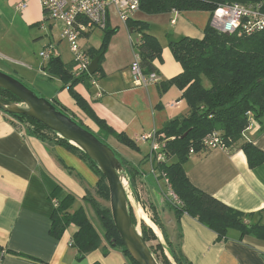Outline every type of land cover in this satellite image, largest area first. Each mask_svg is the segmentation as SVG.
<instances>
[{
  "label": "crops",
  "instance_id": "1",
  "mask_svg": "<svg viewBox=\"0 0 264 264\" xmlns=\"http://www.w3.org/2000/svg\"><path fill=\"white\" fill-rule=\"evenodd\" d=\"M20 3H24L25 8L20 9ZM184 13L147 15L139 10L131 18L148 23L147 33L160 41L161 61H153L156 81L140 86L134 83L129 67L137 55L135 44L138 40L131 36L134 31L114 16L118 22L113 24L114 21L110 20L109 26L118 28L120 24L122 29L110 40L101 64L102 73L89 75L74 87V91L86 101L96 117L138 146L136 152L112 136L105 139L117 155L138 169L139 174L131 185V192L137 195L138 200L127 189L130 195V198L127 195L128 205L136 215L143 219L144 214L150 220L148 214L151 209L149 211L147 207L152 204L168 238L180 244L182 253L191 264H264L263 239L252 236L240 239L238 232L229 230L226 239L218 240L215 233L189 216L182 215L176 220L162 200L160 184L164 180L155 176L148 158L145 161L149 145L140 137L160 131L172 119L188 115L189 109L180 90L171 86L160 92L161 83L181 73L180 65L170 54L168 43L181 37H203L205 24L198 23L200 18L195 17L194 12L188 13L193 16H184ZM167 18L169 24H166ZM172 19H175L173 24L170 22ZM43 20L40 0H0V64L29 65L28 70L49 75L45 69L48 62L41 66L38 53L55 42L52 31L56 29L59 32V28L47 23L42 28ZM153 20L157 24L166 22L161 36L153 32L156 27L150 23ZM53 45L59 47L60 43L57 41ZM35 46L37 54L34 53ZM58 54L59 60L71 69V60L63 61ZM50 78L57 80L60 90L48 100L58 99L59 107L75 115L71 114L72 117L78 116V111L87 120L84 125L97 135L98 127L75 106L62 82L58 78ZM204 85L207 87V82ZM77 118L83 120L79 116ZM250 124L242 138L227 151L213 149L191 153L184 170L195 188L227 207L249 215L251 224L264 225V163L249 168L240 149L242 143L250 142L257 149L264 150V123ZM23 128L22 123L0 111V264L126 263L121 252L110 248L104 240L97 250L79 259L72 244V237L77 232L73 224L59 239L50 235L52 212L68 196L73 197L70 212L82 208L94 228L101 231L97 218L84 199L91 197L101 202L95 192L98 178L77 154L54 142L30 136ZM158 238L163 242L160 233Z\"/></svg>",
  "mask_w": 264,
  "mask_h": 264
},
{
  "label": "trees",
  "instance_id": "2",
  "mask_svg": "<svg viewBox=\"0 0 264 264\" xmlns=\"http://www.w3.org/2000/svg\"><path fill=\"white\" fill-rule=\"evenodd\" d=\"M225 3L261 4L264 12V0H141L139 10L147 15L166 14L173 10L178 13L207 12L209 14L216 6ZM125 24L134 32L140 33L136 50L141 69L145 74L155 73L153 61H161L160 43L147 33L146 23L129 19ZM116 30L117 28L112 29L108 24L103 30L104 40L100 48L87 50L92 60L98 59L96 73H102L101 64L105 50L111 34ZM168 48L172 58L180 65L181 73L161 83L160 92L175 86L182 92L181 97L189 110L186 117L172 119L158 131L165 138L164 147L160 151L165 161L156 163L154 170L157 171L160 179L167 182L169 189L179 201V206L169 202H166V206L173 212L176 220L182 215L189 216L215 233L218 240L226 239L229 230L238 232L240 239L244 236H252L264 240V225L251 224L249 215L233 210L195 188L188 181L184 170L190 151L197 153L203 150V139L206 136L217 133L218 138L229 150L242 138L250 123H264V30L239 38L236 35L218 33L210 27L208 21L201 39L181 37L169 42ZM45 69L51 77L58 78L62 82L69 96L74 100L75 106L98 127V136L95 137L105 140L108 136H112L120 144L138 152V146L133 140L123 133L114 132L103 120L93 114L86 101L74 91V87L89 75L74 78L70 69L58 57L50 59ZM204 82H207V87ZM0 97L7 101L19 102L14 95L2 89H0ZM51 102L58 108L56 101ZM59 109L69 116L64 108L59 107ZM9 117L22 123L30 136L44 142H54L82 158L98 178L95 186L97 198L109 203L108 188L103 175L82 151L67 141L57 138L43 125L26 116ZM77 123L86 127L80 120ZM184 134L185 137L181 138ZM240 149L249 168L264 163V150L257 149L250 142L242 143ZM115 155L124 168L129 182L128 189L131 192V185L139 174L138 169L116 153ZM146 158L148 156L145 157V161ZM130 194L138 200L135 193ZM84 199L97 218L101 231L98 232L94 228L82 208L70 212L73 197L68 196L58 203L52 212L50 235L59 239L68 226L73 224L77 227V232L72 237V244L78 251L79 259L97 250L104 240L110 248L121 252L127 261L124 264H137L129 256L117 234L109 207L91 197ZM148 207L151 209L150 220L161 234L163 242H160L156 233L143 222L139 224L140 232L157 264H191L182 253L180 244H175L168 238L152 204H148ZM128 212L133 225L136 226L137 221L130 206Z\"/></svg>",
  "mask_w": 264,
  "mask_h": 264
},
{
  "label": "built area",
  "instance_id": "3",
  "mask_svg": "<svg viewBox=\"0 0 264 264\" xmlns=\"http://www.w3.org/2000/svg\"><path fill=\"white\" fill-rule=\"evenodd\" d=\"M40 2L44 13L42 28L47 21L48 26H58L59 42H65L71 54V75L74 78H79L89 75L88 68L92 61L87 50L80 46V41L87 38L95 29L103 31L109 24L111 15L125 24L139 12L141 0H40ZM18 7L23 9L25 4L20 3ZM170 22L173 24L175 19ZM209 25L221 34L236 35L239 38L248 37L264 30V12L261 4L256 3L221 4L209 13ZM58 53V47L50 43L38 53V57L45 63L58 57ZM129 70L137 86L156 81L154 73L145 74L143 72L138 54L131 62ZM140 140L149 145L148 161L154 170L153 162L156 164L165 161L164 155L160 153L165 144L164 135L158 132H149L142 135ZM213 149L228 150L218 138L217 133H212L203 139V150ZM127 195L130 198L128 192ZM168 202L179 206L177 197L170 189Z\"/></svg>",
  "mask_w": 264,
  "mask_h": 264
},
{
  "label": "water",
  "instance_id": "4",
  "mask_svg": "<svg viewBox=\"0 0 264 264\" xmlns=\"http://www.w3.org/2000/svg\"><path fill=\"white\" fill-rule=\"evenodd\" d=\"M98 69L94 58L88 68L91 76ZM0 89L14 95L19 102L0 97V111L9 116H26L43 125L59 139L67 141L82 151L100 170L109 194V210L117 234L133 261L137 264H157L141 232L134 226L129 212L128 179L115 152L70 116L56 108L50 100L38 97L18 80L0 72ZM185 137V134L181 137Z\"/></svg>",
  "mask_w": 264,
  "mask_h": 264
},
{
  "label": "rangeland",
  "instance_id": "5",
  "mask_svg": "<svg viewBox=\"0 0 264 264\" xmlns=\"http://www.w3.org/2000/svg\"><path fill=\"white\" fill-rule=\"evenodd\" d=\"M225 4H227V3H225ZM188 13L189 12H185L183 15L184 16H187ZM193 14H194L195 17H199L200 18L199 19V22H198L199 24H202V25L205 24L206 25L207 22L209 21V14L207 12H194ZM193 14H189L188 16H193ZM157 15H160V14H157ZM168 19L169 18H167V20H166L167 23L166 22H162L160 24H157L156 23L157 21L156 22L154 20L151 21L150 23L152 25H156V27L154 29H152L153 32L154 33H157V34H159V36H161L163 34V32H164L163 30L166 28V24H169ZM111 21L113 22V24L115 22H118V20L114 16H112V15H111ZM47 24H48V21H47ZM146 24H148V23H146ZM113 28H116V27L114 26V27H112V29ZM118 28H120V30ZM118 28H117V30H116L115 33H112L111 34V36H110L111 38H112L113 35H115L116 33H119V31H121L122 26H120V24H118ZM52 32H53V39L55 40V42H53V43L56 44L57 41L59 42V32L56 29L53 30ZM139 34L140 33H138V32H133L131 34V36H135L137 38V40H138V38L140 36ZM111 38H110V40H111ZM133 39H134L133 41L135 42V38H133ZM162 39H163V37H162ZM103 40H104V32L102 30L95 29V30H93L89 34V36L87 38L82 39L80 41V46L83 49H85V50H88L89 48H92L93 50H98L100 48V46L102 45ZM110 40L108 41V44H107L105 53L108 50V46H109V44L111 42ZM59 43H60V45L58 47V50H59V53L61 55V59L63 61H68L69 62L71 60V54L69 53L67 44L65 42H62V43L59 42ZM34 53L35 54L38 53L37 46H35V48H34ZM38 59H39V61L41 63V66H42L43 61L39 57H38ZM40 67L38 66V68H40ZM28 69H29V65H27V66L26 65L25 66L19 65L18 66V65H13V64H9V63H1L0 64V72H3L4 74H6V75H8V76H10V77L18 80L25 87H27L28 89H30L32 92H34L40 98H44V99H47L48 100L50 97H53L60 90L59 89V84H58L57 80H54V79L50 78V76L47 75L46 73L39 72V74H38L37 72H35V70H32V69L31 70H28ZM96 74L97 73H95L94 76ZM162 92H164V91H162ZM55 101L57 103L59 102L58 99H55ZM57 107L59 109V106H57ZM59 110L62 111L61 109H59ZM76 113H77V115L79 117H81V119H83L82 120L83 121L82 124L84 125L86 123L85 121H87V120L85 118H83V116H81V114L78 111ZM67 114H69V116H70L72 113H68L67 112ZM72 115L75 116L74 114H72ZM78 116L72 117V119L75 122H78L79 121V118H77ZM84 128L87 129L94 136H98V135H96V133H95L94 130L89 129V128H86V127H84ZM98 138L100 140H102L105 144L108 145V143H106V141L104 139H102L101 137H98ZM169 162L170 161H167V163H169ZM153 165H155V162H153ZM154 171H155V176H158L157 171L156 170H154ZM160 185H161V190L160 191H161V195H162V200L164 202H168V194H169L168 185L166 184L165 181H163V183H161ZM101 204L104 205V206L109 207V203L108 202H105L103 200H101ZM147 208L150 211L149 207H147ZM133 213H134L135 219L137 221V225L136 226L138 227L139 230H140V225L139 224L143 222L145 225L148 224L150 227H152L154 229L153 231L159 237V232L157 231L156 226L154 227L152 225V221H150L144 214L142 216L143 219H144L143 220L142 218H140V215L139 216L136 215L134 211H133ZM148 215H150V214H148ZM158 239H159L160 242H162L160 238H158Z\"/></svg>",
  "mask_w": 264,
  "mask_h": 264
}]
</instances>
